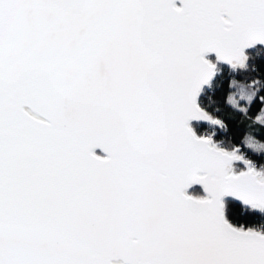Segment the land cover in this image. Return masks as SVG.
I'll return each instance as SVG.
<instances>
[{
  "label": "snow or ice",
  "instance_id": "snow-or-ice-1",
  "mask_svg": "<svg viewBox=\"0 0 264 264\" xmlns=\"http://www.w3.org/2000/svg\"><path fill=\"white\" fill-rule=\"evenodd\" d=\"M258 44L264 0H0V264H264V168L189 123Z\"/></svg>",
  "mask_w": 264,
  "mask_h": 264
},
{
  "label": "trees",
  "instance_id": "trees-1",
  "mask_svg": "<svg viewBox=\"0 0 264 264\" xmlns=\"http://www.w3.org/2000/svg\"><path fill=\"white\" fill-rule=\"evenodd\" d=\"M249 57L247 67L229 69L223 65L217 64L220 73L216 76L213 83L203 90L199 106L210 113L213 117L222 120L225 127H208L204 125L192 124L195 133L201 134L206 132L213 135L215 141L227 150L233 147H240L245 157L251 160L258 169L264 168V150L256 151L247 147L245 137L250 133L260 142L264 143V125L252 124L249 117L254 118L261 108H264V102L260 100L264 96V87H259L252 102L249 103L245 99H239L241 107L248 108L245 114L239 107H235L227 103L228 95L235 91L230 87L233 79L238 81L251 82L259 80L264 83V49L257 46L253 50L247 52ZM213 62L215 60L211 59ZM236 165V166H235ZM234 168L243 170L245 165L236 163ZM189 194L193 196H204L203 191L199 187L193 188ZM228 205V218L235 226H244L245 228L253 227L264 229V212L245 208L233 200L225 201Z\"/></svg>",
  "mask_w": 264,
  "mask_h": 264
},
{
  "label": "clouds",
  "instance_id": "clouds-1",
  "mask_svg": "<svg viewBox=\"0 0 264 264\" xmlns=\"http://www.w3.org/2000/svg\"><path fill=\"white\" fill-rule=\"evenodd\" d=\"M258 86L264 87V83H262L259 80H253L251 82H246V81H238V80L233 79L231 81L230 87L235 89V91L231 92L228 95L227 103L235 107H239L241 110V108H244V107H241L239 105V99H245L248 101L247 98L249 96H253L254 98V94H256V92L259 90Z\"/></svg>",
  "mask_w": 264,
  "mask_h": 264
},
{
  "label": "water",
  "instance_id": "water-1",
  "mask_svg": "<svg viewBox=\"0 0 264 264\" xmlns=\"http://www.w3.org/2000/svg\"><path fill=\"white\" fill-rule=\"evenodd\" d=\"M177 3L179 4V0H177ZM257 46H259V47H261V48L264 49V45H262V44H258V45L254 46V47H252V48L247 49V50H246V54H247L248 51L253 50V49H254L255 47H257ZM206 58L209 59V60H211V59L213 58V59L215 60L216 65L219 64V65H223V66H225V67H227V68H229V69H233L229 64H227V63H225V62H220V61H218L217 58H216V55H215L214 53H212V54H208V56H207ZM216 75H217V70H216ZM216 75L213 77V79L211 80L210 84H208V85H204V86H203V88H202V90H201V92H200V94H199V96H198V98H197V102H198V104H199V99H200V96H201L203 90L206 89V88H208V87L213 83V81H214L215 78H216ZM189 123H190V126H191L192 124L195 123V124H198V125H204V126H208V127H219V126H217V125H213V124H211L210 122H208V121H204V120H192V121H190ZM191 127H192V126H191ZM197 136H198V135H197ZM97 153H98V154H102V153H100V150H99V149H97ZM236 163H241V162H234V164H236ZM195 187H199V188H201L202 191H203V194L206 195V193L204 192V189H203L202 185H199V184H195V185H193L192 187H190L189 189H187V193L189 194V192H190L193 188H195ZM189 195H191V194H189ZM224 199H225V201H227V200H233V201L237 202L238 204L244 206L245 208H250V207H248V206H245L241 201H239V200H237V199H235V198H233V197H225Z\"/></svg>",
  "mask_w": 264,
  "mask_h": 264
},
{
  "label": "rangeland",
  "instance_id": "rangeland-1",
  "mask_svg": "<svg viewBox=\"0 0 264 264\" xmlns=\"http://www.w3.org/2000/svg\"><path fill=\"white\" fill-rule=\"evenodd\" d=\"M212 61V60H211ZM213 62V61H212ZM215 63V62H214ZM220 73V71L217 69V75ZM216 75V76H217ZM213 128V127H212ZM206 134H209V133H206V132H202L201 134H198V136H201V137H203V136H206ZM216 143H218L217 141H215ZM220 146V145H219ZM235 165V164H234ZM236 166V165H235ZM234 166V167H235ZM238 168V167H237ZM237 168H235V170L236 171H241L240 169H237ZM244 170V169H243Z\"/></svg>",
  "mask_w": 264,
  "mask_h": 264
},
{
  "label": "built area",
  "instance_id": "built-area-1",
  "mask_svg": "<svg viewBox=\"0 0 264 264\" xmlns=\"http://www.w3.org/2000/svg\"><path fill=\"white\" fill-rule=\"evenodd\" d=\"M203 137H212V138H213V140L215 141V139H214V136H213V135H206V136H203ZM220 147H222V146H220ZM222 148H224V147H222ZM225 149H227V148H225Z\"/></svg>",
  "mask_w": 264,
  "mask_h": 264
}]
</instances>
